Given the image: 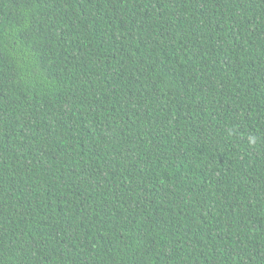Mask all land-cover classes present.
<instances>
[{
	"label": "trees",
	"instance_id": "16d2710c",
	"mask_svg": "<svg viewBox=\"0 0 264 264\" xmlns=\"http://www.w3.org/2000/svg\"><path fill=\"white\" fill-rule=\"evenodd\" d=\"M0 264H264V0H0Z\"/></svg>",
	"mask_w": 264,
	"mask_h": 264
}]
</instances>
